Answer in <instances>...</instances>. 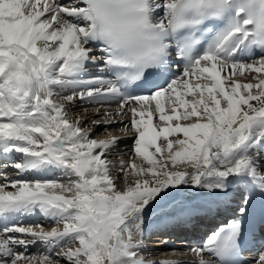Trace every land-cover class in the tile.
<instances>
[{"label":"snow or ice","instance_id":"1","mask_svg":"<svg viewBox=\"0 0 264 264\" xmlns=\"http://www.w3.org/2000/svg\"><path fill=\"white\" fill-rule=\"evenodd\" d=\"M0 264H264V0H0Z\"/></svg>","mask_w":264,"mask_h":264},{"label":"bare ground","instance_id":"2","mask_svg":"<svg viewBox=\"0 0 264 264\" xmlns=\"http://www.w3.org/2000/svg\"><path fill=\"white\" fill-rule=\"evenodd\" d=\"M97 108H99L101 115L96 114ZM107 108L114 109L115 107H109L106 105H103V106L91 105L88 103H77V105L73 109V114L74 115H82L89 122L94 120V119L100 120L102 126L96 128L95 132L98 134H105V135L107 134L108 135V133L105 132V129L103 127V116H102L103 111ZM86 109H87V111H85ZM127 122H128L127 120L124 121V123H127ZM112 127H114V125ZM113 134L119 135V133H113ZM131 147H132V141L130 139H122L120 141L119 152L124 154V159L128 158V153L130 152ZM183 193H185V194H184V196H182V198H184L183 199L184 202L186 204H189V205L200 204V203H203L207 199V197L196 196L195 193H189V192H183ZM178 195H180V193ZM179 197H177V198H179ZM180 200H182V199H180ZM26 222L46 223V221H44L42 217H38V216L26 218ZM154 225H155V222L153 224H151V226H154ZM146 232H147V230H146ZM151 239L152 240H150V242H147V240L144 237V242L146 245V250H145L144 255H145L146 259H156V260H162V259L171 260L172 259V260H179V261H188L191 259V256L182 254V250L187 248L190 244H195L198 241V240H195L194 238H189L186 240V242H184L182 240L183 237L180 236L179 234L175 235L173 237H170V238H168L167 236L161 235L160 237H154ZM165 239L167 240L166 243L164 242ZM34 247H37V246H34ZM34 247H31L29 249V251H31ZM174 249L180 250V251L173 252ZM44 250L45 249L43 248V246H39V249L36 252H43Z\"/></svg>","mask_w":264,"mask_h":264},{"label":"rangeland","instance_id":"3","mask_svg":"<svg viewBox=\"0 0 264 264\" xmlns=\"http://www.w3.org/2000/svg\"><path fill=\"white\" fill-rule=\"evenodd\" d=\"M107 136V134L105 135V134H100L99 136H97V138H101V139H103V138H105ZM184 194L185 193H180V195H177V197H179V198H175V202L174 201H172V202H165V203H163L160 207H158L153 213H152V215L149 217V219L151 220V221H153V220H156L157 218H158V216H163L164 214H166V213H168V210H170V211H173L174 209H175V207H176V205H178V204H180V203H185L184 202V198H182V196H184ZM180 199H182V200H180ZM177 201V202H176ZM186 204V203H185ZM169 257V256H168ZM172 260V259H171Z\"/></svg>","mask_w":264,"mask_h":264}]
</instances>
